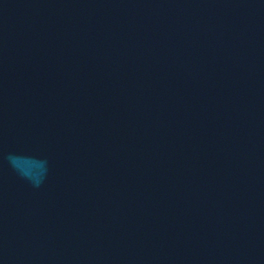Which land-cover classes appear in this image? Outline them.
Wrapping results in <instances>:
<instances>
[{
    "label": "water",
    "instance_id": "obj_1",
    "mask_svg": "<svg viewBox=\"0 0 264 264\" xmlns=\"http://www.w3.org/2000/svg\"><path fill=\"white\" fill-rule=\"evenodd\" d=\"M0 264H264V0H0Z\"/></svg>",
    "mask_w": 264,
    "mask_h": 264
}]
</instances>
